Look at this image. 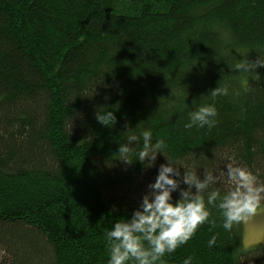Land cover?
I'll use <instances>...</instances> for the list:
<instances>
[{
    "label": "trees",
    "instance_id": "obj_1",
    "mask_svg": "<svg viewBox=\"0 0 264 264\" xmlns=\"http://www.w3.org/2000/svg\"><path fill=\"white\" fill-rule=\"evenodd\" d=\"M257 56L264 0H0V264H107L105 230L165 162L115 160L128 127H150L197 170L223 168L227 153L264 180V68H233ZM218 83L229 92L213 98ZM209 103L216 125L184 129ZM101 107L114 127L95 119ZM212 215L217 227L166 264H264L262 246L244 250L243 226L226 233Z\"/></svg>",
    "mask_w": 264,
    "mask_h": 264
},
{
    "label": "clouds",
    "instance_id": "obj_2",
    "mask_svg": "<svg viewBox=\"0 0 264 264\" xmlns=\"http://www.w3.org/2000/svg\"><path fill=\"white\" fill-rule=\"evenodd\" d=\"M233 68L238 74L258 75L257 70L264 68V57L257 56L254 61L241 59ZM228 92L227 83H218L208 95L214 98ZM217 114L214 103L200 105L187 112L183 127L211 129L217 123ZM95 119L112 128L117 118L114 111L101 107L95 112ZM123 134L125 139L118 145L115 160L126 165L138 161L144 168L156 166L158 155L165 162L159 164L154 181L147 185L131 216L117 220L105 230L107 264H166L165 255L185 245L201 226L207 224L210 232L217 227L213 209L219 213V227L226 233H232L234 227L250 225L264 214V180L237 164L234 156L225 153L223 168L204 166L201 171L183 158L173 159L166 139H153L150 127L139 135L135 128L128 127ZM173 193L178 195L174 198ZM218 235L213 233L207 240L209 248L217 245ZM242 242L247 248L264 245V230L245 235ZM182 264H193V257L187 256Z\"/></svg>",
    "mask_w": 264,
    "mask_h": 264
},
{
    "label": "rangeland",
    "instance_id": "obj_3",
    "mask_svg": "<svg viewBox=\"0 0 264 264\" xmlns=\"http://www.w3.org/2000/svg\"><path fill=\"white\" fill-rule=\"evenodd\" d=\"M257 229H260V230H264V214L262 215H258L255 220L253 221L252 224L250 225H245L243 226V235H255V232ZM243 236V238H244ZM242 246L244 247V250H248V249H251V248H247L243 245V242H242ZM264 248V245H260Z\"/></svg>",
    "mask_w": 264,
    "mask_h": 264
}]
</instances>
